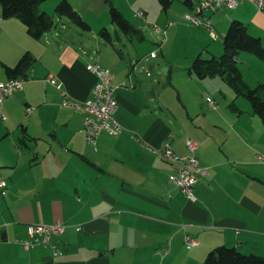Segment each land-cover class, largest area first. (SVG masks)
<instances>
[{"label":"crops","instance_id":"1","mask_svg":"<svg viewBox=\"0 0 264 264\" xmlns=\"http://www.w3.org/2000/svg\"><path fill=\"white\" fill-rule=\"evenodd\" d=\"M69 1L98 35L112 25L111 5L126 12L117 0ZM58 2L42 3L40 9L52 14ZM144 8L139 11L150 19V9ZM54 15L59 18L52 15L55 27L39 39L19 19L0 17V82L8 80L5 65L15 67L28 53L34 58L23 89L3 102L5 118L0 114V176L8 183L6 196L0 197V264H204L221 245L264 257V163L256 159L264 155V135L253 142L236 129L220 137L200 133V109L194 114L187 109L192 125L180 130L161 99L167 84H156L149 71L159 68L158 53L104 68L65 34L64 17ZM207 16L215 38L220 34L215 22L224 34L233 20L246 24L253 36L264 34V14L252 2ZM175 24L170 20L169 26ZM90 63L113 74L115 117L122 127L118 135L102 133L95 143L86 139L82 115L62 105L63 94L77 101L92 95L98 78L88 70ZM49 76L62 89L50 84ZM209 100L214 101L208 98V109L214 110ZM262 123L259 132H264ZM187 140L197 142L204 171L197 174V201L172 181L181 163L163 159L158 151L170 142L186 157ZM228 144L237 145L225 149ZM230 148L241 156H233ZM36 224H61L64 231L26 249L23 242L32 239L29 228ZM188 237L198 245L188 248Z\"/></svg>","mask_w":264,"mask_h":264},{"label":"rangeland","instance_id":"2","mask_svg":"<svg viewBox=\"0 0 264 264\" xmlns=\"http://www.w3.org/2000/svg\"><path fill=\"white\" fill-rule=\"evenodd\" d=\"M55 1L56 0H48L43 2V4H52L50 2ZM117 1L126 11L123 12L120 8L116 7L123 13L125 18L139 28L141 27L146 36L144 41L139 40L136 36L133 37L134 39H131V37L124 35L112 24L108 26V30L114 37L113 47L104 42L97 34L98 30H93V32L83 31L81 28L73 25L67 17L62 18L60 26L65 27L66 25L68 28L64 30L65 34H69L72 41L79 47L85 48L92 58L96 56L97 63L100 62L104 68L112 67L115 62L126 65L127 61L134 60L137 55L147 54L146 56H150V51L152 50L158 53V59L155 61L159 65V68L157 70L149 69V71L154 76V79H156V84H158V81H162L163 85L167 84V88L163 89L161 99L169 104L171 110L175 113L177 117L176 125L180 130L182 128L184 129L188 122L189 126L190 124L192 125L191 120L187 121V109L193 114L200 109L201 114L196 118L200 133L209 131L212 137V133H218V137H220L225 131L236 129L238 132L242 133L247 141L252 140L253 142L264 135V132H261V130L259 132L257 130L259 129L260 122H263L262 124L264 126V121L253 112L252 104L247 98H236L233 89L221 78L200 80L189 73V68L198 55L201 54L203 59H209L212 56H220L224 53L223 39L221 36L223 32L220 31L222 25H218L217 22H215L214 26L220 34L217 38L212 37L210 31L203 27L196 26L187 18V16L193 12V9L185 5L182 0H175L171 10L168 12L169 14L161 11L158 0H132V4L125 0ZM139 3L144 4L142 5L143 7L140 6ZM195 3L197 5L199 2L196 1ZM56 5L57 4H54L53 11L51 12L52 14L49 15H53L57 21L59 18L54 15ZM144 7L150 9V19H146L145 12L143 18H140L138 15L136 16L139 9H145ZM182 11H187V16H185ZM172 12L175 14L177 13L176 17L170 16ZM167 16L171 18L169 21ZM145 20H147V22H145ZM170 20H175L176 24L169 26ZM164 21L168 22L165 24ZM156 26L161 28V34L155 30ZM153 30L155 35L152 33ZM200 30H202L203 33H201ZM225 33L223 35H225ZM117 35L120 36V39L116 38ZM258 37L264 40V34L263 36L256 35V38ZM116 49L124 53L127 58L126 61H121L122 59H120ZM221 49L222 52L218 53ZM100 58H102V61ZM238 67L243 74L244 80L251 88H255L259 84H264V60L251 53H242L238 56ZM168 68L172 69L170 74H166ZM93 73L96 74L98 78V74L95 72ZM170 81L171 84H169ZM63 95L65 96L66 94ZM70 98L72 101H77V99L73 97ZM208 98L215 101L214 110L208 109ZM74 110L77 111L76 109ZM77 112L82 115L83 121L86 117L91 115L80 110ZM233 143H235V141H233ZM232 145L235 146L237 144H228L225 149H228ZM229 150L233 156H241V154L238 156L234 153L235 148H230ZM259 157L264 158V155H256L257 161L261 162ZM162 158L165 159V156ZM200 169L201 168H199V170ZM6 187L8 188V183ZM53 248H57V246H53ZM55 251L56 253L58 252V250Z\"/></svg>","mask_w":264,"mask_h":264},{"label":"trees","instance_id":"3","mask_svg":"<svg viewBox=\"0 0 264 264\" xmlns=\"http://www.w3.org/2000/svg\"><path fill=\"white\" fill-rule=\"evenodd\" d=\"M45 1L48 0H0V17L19 19L26 25L31 37L39 39L55 27L53 17L40 9V5ZM158 2L161 10L167 13L175 0H158ZM184 2L193 8L192 0ZM55 14L59 17H68L83 31H92L89 23L75 10L69 0H60L55 7ZM110 16L112 24L124 35L136 36L139 39L145 37L143 32L127 20L123 13L113 5L110 6ZM99 35L106 43L114 47V37L107 28L100 30ZM116 38L120 39V36L117 35ZM223 46L224 53L220 56L203 59L201 54L198 55L192 62L189 73L200 80L221 78L233 89L236 98H247L252 104L253 112L264 121V84L251 88L244 80L238 67V56L242 53H251L264 60L263 38H256L249 33L246 24L233 20L223 36ZM33 63L34 58L28 53L20 59L15 67L5 65L8 79L25 80ZM204 264H264V257L244 254L235 247L221 245L210 251Z\"/></svg>","mask_w":264,"mask_h":264},{"label":"built area","instance_id":"4","mask_svg":"<svg viewBox=\"0 0 264 264\" xmlns=\"http://www.w3.org/2000/svg\"><path fill=\"white\" fill-rule=\"evenodd\" d=\"M250 1L257 9L264 14V0H200V11L190 13L187 18L196 26L203 27L211 32L212 36L216 35L211 19L207 16L208 12H216L218 10H234L240 3ZM137 15L140 18L144 17L143 11H138ZM155 30L160 33L162 30L159 27H155ZM166 33V32H165ZM161 34V33H160ZM166 35V34H162ZM152 57H156L157 53L152 52ZM88 70L98 74V80L93 87L92 95L84 101H72L66 94L62 105L67 108H74L77 111H82L91 114L83 121L84 131L86 139L89 143H95L98 137L107 132L111 135H118L122 127L117 122L115 114L119 108V104L116 98V88L113 85V74L108 70H102L94 63H90L87 66ZM47 81L62 89V84L52 76L47 78ZM125 85V84H123ZM24 87L23 79H8L7 81L0 82V114L5 118L2 112L3 102L10 97L14 92L22 90ZM211 108L215 107V102L210 101ZM186 146L189 154L186 157L176 154L170 142H167L165 146L158 150L159 154L165 159L180 162L181 166L178 169L177 176L172 177V181L180 186L182 192L191 201H197L198 198L195 194L194 187L197 183V174L204 172L199 170V159L197 156L198 144L193 140H187ZM261 162H264L263 157H259ZM7 182L0 176V197H4L7 194ZM64 231V226L61 224L54 225H33L29 228L31 240L24 241L26 248H31L36 243L41 241L47 244L51 241L53 235L59 234ZM186 244L188 248L198 245L196 240L187 238Z\"/></svg>","mask_w":264,"mask_h":264},{"label":"bare ground","instance_id":"5","mask_svg":"<svg viewBox=\"0 0 264 264\" xmlns=\"http://www.w3.org/2000/svg\"><path fill=\"white\" fill-rule=\"evenodd\" d=\"M199 11H200V2H199V4H197V5L194 7L193 12H199ZM36 225H39V224H36Z\"/></svg>","mask_w":264,"mask_h":264}]
</instances>
